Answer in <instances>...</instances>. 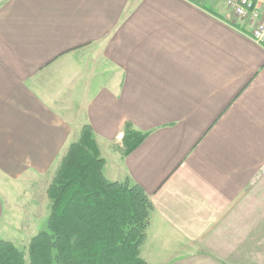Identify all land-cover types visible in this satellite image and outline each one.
I'll list each match as a JSON object with an SVG mask.
<instances>
[{"label": "crops", "instance_id": "obj_1", "mask_svg": "<svg viewBox=\"0 0 264 264\" xmlns=\"http://www.w3.org/2000/svg\"><path fill=\"white\" fill-rule=\"evenodd\" d=\"M218 2L0 0V231L22 237L0 240L47 227L90 126L153 205L143 261L264 264V47ZM128 124L148 136L124 156Z\"/></svg>", "mask_w": 264, "mask_h": 264}, {"label": "trees", "instance_id": "obj_2", "mask_svg": "<svg viewBox=\"0 0 264 264\" xmlns=\"http://www.w3.org/2000/svg\"><path fill=\"white\" fill-rule=\"evenodd\" d=\"M148 133L127 125L123 155L129 156ZM90 126L70 145L47 195V227L26 250L0 240V264H147L140 251L153 205L138 185L111 182Z\"/></svg>", "mask_w": 264, "mask_h": 264}, {"label": "built area", "instance_id": "obj_3", "mask_svg": "<svg viewBox=\"0 0 264 264\" xmlns=\"http://www.w3.org/2000/svg\"><path fill=\"white\" fill-rule=\"evenodd\" d=\"M235 17L253 25L252 40L264 47V0H218Z\"/></svg>", "mask_w": 264, "mask_h": 264}, {"label": "rangeland", "instance_id": "obj_4", "mask_svg": "<svg viewBox=\"0 0 264 264\" xmlns=\"http://www.w3.org/2000/svg\"><path fill=\"white\" fill-rule=\"evenodd\" d=\"M218 0H216L217 2ZM219 3V2H218ZM56 175V174H55ZM55 177V176H54ZM52 183V182H51ZM49 188V187H48ZM48 197V195H47ZM49 199V198H48ZM50 201V200H49ZM50 206V205H49ZM50 212V211H49ZM42 230V229H41ZM44 230V229H43ZM5 238H9L11 240H21L22 237H20L18 234L14 235L12 232L9 233L8 231L5 230H1L0 231V239H5ZM14 242L15 244H17V246L19 247V249L21 250H26L28 247V241H11Z\"/></svg>", "mask_w": 264, "mask_h": 264}]
</instances>
